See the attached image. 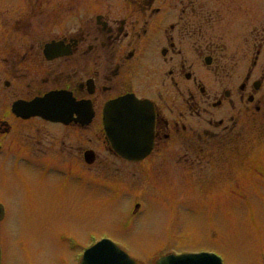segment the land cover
<instances>
[{
  "label": "flooded vegetation",
  "instance_id": "obj_1",
  "mask_svg": "<svg viewBox=\"0 0 264 264\" xmlns=\"http://www.w3.org/2000/svg\"><path fill=\"white\" fill-rule=\"evenodd\" d=\"M127 97L152 114L139 162L120 157L143 143L114 109ZM263 132L264 0H0L1 159L112 171L88 179L115 201L125 191L110 177L130 175L116 163L217 168Z\"/></svg>",
  "mask_w": 264,
  "mask_h": 264
},
{
  "label": "rangeland",
  "instance_id": "obj_2",
  "mask_svg": "<svg viewBox=\"0 0 264 264\" xmlns=\"http://www.w3.org/2000/svg\"><path fill=\"white\" fill-rule=\"evenodd\" d=\"M238 152L206 170H188L177 162L183 156L116 163L130 175L110 177L125 191L115 201L88 179L96 172L83 165L78 173L77 161L59 177L0 158L1 264H76V254L106 237L138 264L198 251H215L225 264H264V135ZM137 202L141 213L127 220Z\"/></svg>",
  "mask_w": 264,
  "mask_h": 264
},
{
  "label": "water",
  "instance_id": "obj_3",
  "mask_svg": "<svg viewBox=\"0 0 264 264\" xmlns=\"http://www.w3.org/2000/svg\"><path fill=\"white\" fill-rule=\"evenodd\" d=\"M117 104V103H116ZM118 105V104H117ZM139 103L134 100L122 101L121 108L112 107L110 110L108 108L107 113L111 114L113 108L116 112L119 110L120 114L123 117L125 123L129 124L133 128V124L136 119H139L138 130L131 131V136L138 134L139 130L142 132L143 143L136 144L132 143L133 146H138V149H132L131 154L134 153V156H123L129 160H140L144 158L147 153L150 145L147 143L144 138L146 133L149 132L152 128V117L148 112L142 107H138ZM124 115V116H123ZM134 130V129H132ZM122 145V143H119ZM123 146V145H122ZM122 153V152H121ZM87 161L89 158H87ZM1 212V209H0ZM1 214V213H0ZM80 264H136L126 253L120 250L114 243L110 240L104 239L90 247L85 253L84 258ZM156 264H220L219 260L215 259L208 254H183V255H166L160 257L156 260Z\"/></svg>",
  "mask_w": 264,
  "mask_h": 264
}]
</instances>
